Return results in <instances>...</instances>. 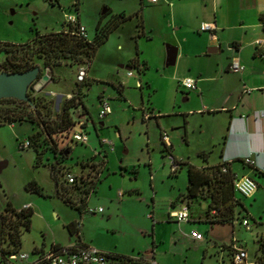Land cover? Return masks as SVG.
I'll return each instance as SVG.
<instances>
[{
  "label": "rangeland",
  "instance_id": "rangeland-1",
  "mask_svg": "<svg viewBox=\"0 0 264 264\" xmlns=\"http://www.w3.org/2000/svg\"><path fill=\"white\" fill-rule=\"evenodd\" d=\"M52 1L55 3H51V0H0V45L3 42L23 43L30 39L35 31L43 33L65 28L67 26L64 21L65 14L78 13L88 38L93 36L98 19L104 24L112 20L115 14H131V17L121 22L96 48L90 61L87 83L81 86L84 104L92 113L95 126L100 133L101 127L96 117L98 96L99 94H114L115 90L106 78H109L110 71H115V65L119 58H123L125 53L130 50L134 51V43L140 25L138 16L136 17V14L133 13L139 10L140 0ZM75 1L77 2L76 5H74ZM103 8L109 9L108 13L103 15L101 12ZM3 53L4 51L0 49V56ZM3 58L4 56L0 57V62ZM34 61L41 67L42 73L46 71V67H49L44 66L41 59L34 58ZM79 65L81 63H70L69 59H65L61 65L51 67L50 77L38 93V96L51 101L52 113L49 117L56 118L61 109V104L64 102L62 95L49 92L57 90L62 93L65 90H75L77 87L75 73ZM132 72L137 74L134 68H132ZM52 74L53 77H51ZM154 84L157 86L155 90L151 87L147 89L146 86L144 88L146 91L145 104L150 105L149 101L153 105L164 107L168 87L165 82H161L159 85L158 83ZM144 85L145 82H143ZM134 96H136V91ZM105 98L113 109L112 114L115 115L116 123L115 126L103 128V133L109 134L113 139V129L119 128L121 138L114 137L117 143L115 153L107 147V161L105 158V165L102 166L99 173L100 180L97 182V192L90 194L86 211L82 212L81 217L76 208L55 195L56 185L50 165L44 163L50 162L53 154L46 152L42 157L43 163L35 166L34 148L31 146L22 150L18 148V142L22 141L32 129V123L26 120L35 122L39 121L41 117L46 118L47 116H42L43 113L37 114L33 109L23 108L18 110L20 112L17 115L23 114V119L26 120L14 121L12 124L0 123V164L2 163L0 168V208L6 204L7 200H10L14 205L29 200H32L33 203L34 213L31 226L29 230L22 231L19 250L31 252L34 246L44 245V247H48L51 238L55 236L61 242H65L68 232L63 223L69 219L80 220L83 235L92 238L94 243H99L102 246L116 243L123 249L129 250L135 246L141 250L143 246L151 243L150 229L144 221V217L147 210L154 205V220L162 219L164 221L158 227L160 237L156 241V244L160 245L159 264H216L218 246L211 244L210 240L218 242L220 239L209 231L210 224L207 221H165L168 219L166 208L169 206L170 198L185 192L187 181L185 165H181L178 171L172 174L166 157L156 150L152 156L153 164L150 169L146 164V159H143L145 150H141V137H139L140 133L144 131L139 127V123L143 126L144 124L139 118H137L139 123L133 124L132 117L124 112V108L129 107L124 99L111 98L109 100L106 96ZM23 111H27L29 114L26 116ZM72 118L75 116L73 115ZM33 127L39 128L36 123ZM87 130L88 140L86 143H78L69 138H64L58 140V144L60 146L65 144V146L70 147V153L63 163L62 171H69L77 176L82 173L86 179H89L96 177L94 176L96 175L95 167L93 168L90 162L83 167L80 162L90 158L93 150L99 149V143L94 127L90 125ZM192 136L195 143L197 139H200L196 131L192 133ZM192 145L185 148V152H189L191 160L199 163L200 160L196 157L195 148ZM179 148L181 147L179 146ZM126 165L128 167L123 171L120 166ZM58 177L63 186L67 185L61 174H58ZM29 180H34L42 188L45 196L26 189L25 184ZM120 181L137 186L139 194L130 198L131 200L121 203L116 197L110 200L109 197L113 193V189L109 188L110 185L112 186L113 182V186H115V183L118 184ZM243 200L252 204L254 212L261 214L264 218L263 197L257 201L249 200V198H243ZM241 202L243 203L242 200ZM97 207H101L102 211L93 214L91 209ZM206 208V199H193L190 201V207H188L189 216L199 215L204 219ZM108 212L112 215L111 219L106 221ZM238 216V218L246 217L248 219L250 229H246L236 220L233 235L247 249L249 258H252L259 247L256 236V228L259 225L255 223L258 219L256 218L254 221L252 217L246 215L242 208H240ZM127 217L131 218L132 226L125 223ZM223 224H216V230L220 236L228 234L226 237L228 239L232 234L231 227L229 224L225 228ZM111 228L119 230L118 233H114ZM193 231L200 232L203 235V240H194ZM260 235L264 236L263 233L258 236ZM0 264H6L1 256Z\"/></svg>",
  "mask_w": 264,
  "mask_h": 264
},
{
  "label": "crops",
  "instance_id": "crops-1",
  "mask_svg": "<svg viewBox=\"0 0 264 264\" xmlns=\"http://www.w3.org/2000/svg\"><path fill=\"white\" fill-rule=\"evenodd\" d=\"M137 16L140 21V30L135 39L134 51L130 50L125 53L123 58H119L115 65V71H110L109 78H106L112 84L115 92L112 95L99 94V97L105 98L106 96L109 100L111 98L124 99L129 106L124 108V112L132 117L133 124L138 122L137 118L142 121L144 126L138 122L139 127L144 130L139 135L141 150H145L143 159H146V164L150 169L153 164L154 151L157 150L166 157L161 141V133L166 132L170 142V152L180 162V165L187 167V164L190 163L198 168H203L225 162L234 175H248L255 180L257 188L250 197H247L249 200L257 201L259 198H264V25L262 20L264 0H156L153 3L140 0ZM201 22L214 24L215 40H211L206 31L199 29ZM166 44L176 47L175 60L170 65H166ZM212 46L216 50L207 51V48ZM3 56L4 53L0 57ZM232 57H237L244 65L241 72L228 68ZM132 59L135 60L134 66L130 65ZM143 65L145 66L143 67ZM126 66H131V70L134 68L137 74L132 72L131 75H127V69L130 68H126ZM89 67L87 68V77ZM141 68H143L142 71ZM186 76L195 79V89L186 90L179 84V80ZM143 82H145L144 86ZM161 82H165L168 87L165 106H156L149 101L150 105L145 104V86L147 89L151 87L155 90L157 86L154 83L159 85ZM113 84H120L121 93ZM72 90H65L62 93L54 91L57 95H63ZM135 91L136 96H134ZM81 100L88 118L93 119L83 98ZM108 104L110 111L99 121L100 133L97 131L93 119L98 143L101 138H111L109 134L103 133V128L115 126L116 123L115 115L112 114L113 109L110 103ZM98 106L99 102L96 111ZM145 111L149 113L148 118L143 116ZM89 124L88 122L87 129ZM113 131V139H110L113 145L110 149L115 153L117 143L114 137L121 138V133L119 128L113 129ZM195 131L200 137L196 143L192 136ZM191 145L195 148L199 163L191 160L189 152H185V148ZM98 148L103 151L107 161V146L99 143ZM202 152L206 153L205 158L200 156ZM246 155L254 160L253 165H247L242 161ZM162 163L164 164V162ZM120 167L124 171L128 166ZM109 188L113 189V193L109 197L110 200L116 197L120 203L131 200L130 198L139 194L137 186L122 181L118 184L115 183V186L112 182V186L110 185ZM97 189L96 186L93 192L96 193ZM183 193H179V195ZM90 194L86 198V204ZM178 196L170 198L169 206L166 208L168 219L165 221L167 222L173 220L168 216V210L171 205L176 203ZM7 201L14 207L29 204V209L32 211L31 226L34 213L32 200L24 201L18 205H14L10 200ZM242 201L246 215L252 217L254 221L256 218L258 219L255 221L259 225L256 228V236L257 242L260 243L263 235H258L264 234V218L261 214L254 212L252 204L246 203L243 199ZM153 208L154 205L147 210L144 217V221L150 229L151 243L143 246L141 250L135 246L129 250L123 249L116 243L106 246L94 243L92 238L83 235L81 225L78 233L70 234L67 231L68 236L65 242H61L55 236L51 238L49 245L52 243L65 245L73 242L89 244L102 251L116 253L124 257L153 258L159 264L160 245H157L156 241L160 237L158 227L164 221L162 219L154 220ZM111 215L108 212L105 220H110ZM188 220L204 219L199 215H190ZM236 220L239 222L238 218L232 223L224 222L223 224L225 228L230 224L232 234L228 237L229 240L226 238L228 234L220 236L217 233L216 224L220 222L209 223V231L220 239L218 242L210 240L211 244L219 247L235 243L245 248L233 235ZM69 221L71 219L64 222L63 226L65 227ZM125 223L128 226L133 225L130 217H127ZM111 229L114 233L119 231L116 228ZM194 240L202 241L203 235L201 234V239L194 238ZM35 247L43 248L44 245ZM259 253L258 247V251H255L250 259L257 258Z\"/></svg>",
  "mask_w": 264,
  "mask_h": 264
},
{
  "label": "trees",
  "instance_id": "trees-1",
  "mask_svg": "<svg viewBox=\"0 0 264 264\" xmlns=\"http://www.w3.org/2000/svg\"><path fill=\"white\" fill-rule=\"evenodd\" d=\"M77 2L75 1L76 5ZM109 9H106L103 15L108 13ZM133 14L138 15L139 10ZM131 17V14L126 15L124 13L115 14L112 20L102 24L100 19L95 24L94 33L91 38L83 37L75 33H71L70 29L62 28L60 30L48 31L40 33L35 31L33 36L23 43H9L3 42L0 45V49L4 51V58L0 62V70L8 72L24 71L34 65H37L35 59H41L44 66L55 67L61 65L63 60L69 59L70 63H84L91 61L96 48L102 44L107 38L108 34L114 30L121 22ZM264 25V17L262 18ZM140 25V21H139ZM135 60L132 59L130 65L134 66ZM145 65H143L144 67ZM41 69V67H40ZM143 68H141V71ZM42 74V70L40 72ZM53 77V74L51 75ZM87 83L85 80L79 86ZM119 93H121L120 84H113ZM78 92L79 88H78ZM82 94V93H81ZM31 102L28 103L24 100H18L15 98H1L0 103V123H13L14 121H23L24 115H17L18 110L23 108L33 109L35 113H43L46 118H40L39 121L26 120L32 123V129L25 137L29 139L30 146L34 148L35 157L34 165L38 166L43 163L42 157L46 152L52 153V159L50 162H44L50 165L51 173L55 180V195L61 198L65 203L76 208L81 217L82 212L86 211V198L88 195L95 191L99 177H91L89 179H77L72 184L62 185L59 181L58 174H63V163L70 153V147L64 146L60 149L57 148V141L67 133V129L73 124V118L71 114V107L77 103L83 102L81 97L77 96V93L70 99L63 102L59 113L56 118H51L49 115L52 113L51 101L45 97L36 96L31 98ZM84 107V105H83ZM17 110V111H16ZM27 116L29 112H25ZM35 123L39 126L37 129L33 127ZM65 133V134H64ZM66 152V153H65ZM206 153H200V156L205 158ZM54 159V160H53ZM90 158L82 160L80 164L84 167L87 166ZM92 167L96 165L91 162ZM221 164L213 165L211 167L198 168L193 164H187V184L183 194L179 197H183L187 200L188 206L193 199H207V208L205 211L204 221L208 223H232L233 220L238 219V213L240 208H244L241 200V196H237L233 187V176L229 168L226 166V170L222 171ZM226 165V163H225ZM97 171V170H96ZM99 171V170H98ZM95 176V175H94ZM64 183V182H63ZM25 188L44 195L42 188L34 180H29L25 184ZM205 192V195H204ZM239 206V209H237ZM16 207L12 206L8 201L0 208V211H13ZM215 209V213H211V210ZM32 211L30 209L21 210L17 213L16 218L13 220L14 229L12 232L7 233L3 237V240H7L8 245L11 244L12 251L18 249L21 244V233L23 230H28L30 227V215ZM242 218V217H240ZM239 218V219H240ZM12 223V224H13ZM19 224L21 227H19ZM81 225L80 220H71L65 224L67 231L70 234L78 233ZM5 235V231H3ZM259 256L258 259L264 263V236L261 237L259 243ZM110 257L117 260L123 258L128 259L116 253H110Z\"/></svg>",
  "mask_w": 264,
  "mask_h": 264
},
{
  "label": "built area",
  "instance_id": "built-area-1",
  "mask_svg": "<svg viewBox=\"0 0 264 264\" xmlns=\"http://www.w3.org/2000/svg\"><path fill=\"white\" fill-rule=\"evenodd\" d=\"M145 2L153 3L156 0H144ZM65 24L67 25L65 29H70L71 33H75L77 35L87 37L85 32V27L81 23L79 19V15L77 12L65 14ZM215 28L214 24L208 22H201L199 25V29L201 31H206L211 40L216 39V35L213 31ZM88 38V37H87ZM90 64V61H86L79 65L76 69L75 73V83L76 89L70 91L68 93H64L63 100L70 99L73 95L77 93V96L82 98V94L79 86L83 83L87 78V68ZM136 66V65H135ZM138 68V67H137ZM228 68L232 71L241 72L244 69V65L239 61L237 57H232L230 59ZM132 70L127 69V75H131ZM179 84L186 90L195 89L196 83L193 77H183L179 80ZM44 85V83H43ZM42 85V86H43ZM139 85V84H138ZM42 86L40 88H36L33 85L28 89V96L31 98H35L38 96L39 91H41ZM78 88L79 91L78 92ZM51 94H56L55 92L50 91ZM99 106L97 109L96 117L100 121L109 111L110 107L106 98L99 97ZM2 104L0 103V106ZM71 114L74 115L73 124L67 129V133L62 136L61 140L64 138H69L78 143H86L88 140L87 137V124L93 126V119L88 118V115L85 113L83 105L81 103H77L75 106L71 107ZM144 118L149 117V113L147 111L143 114ZM161 141H162V149L166 155V160L169 166V170L172 174H175L180 165V162L172 155L170 152V142L168 139V135L166 132L161 133ZM58 142V141H57ZM100 145L105 144L107 147L112 148V141L110 139L101 138L99 140ZM64 145L60 146L57 143V148L60 149L64 147ZM30 147V142L27 137H24L22 141L18 142V148L20 150ZM242 161L247 165H253L254 160L246 155L242 158ZM90 163L93 162L96 165L95 176L99 177V173L101 171L102 166L105 163V155L102 150L94 149L92 155L90 157ZM222 171L226 170L225 162H221ZM99 170V171H98ZM62 176L64 177V181L66 184H72L77 179L86 178L84 174H79L78 176L75 173L63 171ZM233 187L237 196H241L242 198L250 197L257 188V184L255 180L248 175H240L233 176ZM188 202L183 197H179L176 200L174 205H171L168 210V216L175 220L176 222L187 221L189 216L188 211ZM29 204H24L21 207H16L13 211H0V256L4 260L6 264H112L116 262H121L123 264H158L153 258L144 259L141 257H129L128 259L123 258L122 260L113 259L110 257V253L102 251L92 245L83 244V243H69L65 245L59 244H50L48 247L43 248H33L31 252L20 251L19 248L12 251L11 244L8 245L7 240H3V237L6 236L8 239L7 233L12 232L14 229L13 220L16 218L17 213L21 212V210L29 209ZM90 210V209H89ZM92 212L101 211V207H97L95 209H91ZM211 213H215V209L211 210ZM234 221V220H233ZM239 222L246 229L250 228L249 221L246 217H242L239 219ZM13 223V224H12ZM19 227L21 225L19 224ZM5 231V235L3 234ZM192 235L195 239H201V233L193 231ZM218 260L216 264H264L262 263L258 257L255 259H250L248 256V252L245 248L240 245H236L235 243H231L229 245H221L218 247L217 251ZM33 256V258H30Z\"/></svg>",
  "mask_w": 264,
  "mask_h": 264
},
{
  "label": "water",
  "instance_id": "water-1",
  "mask_svg": "<svg viewBox=\"0 0 264 264\" xmlns=\"http://www.w3.org/2000/svg\"><path fill=\"white\" fill-rule=\"evenodd\" d=\"M105 11L106 8H103L101 12L104 13ZM166 47V65H170L174 63L176 47L170 44H166ZM215 50L213 46L207 48L209 52ZM130 67L131 66H126V68ZM51 71V67H46V71L40 74L41 69L39 65H34L24 71L8 72L0 70V99L11 97L30 103L31 99L27 94L28 89L31 85L40 88L50 77Z\"/></svg>",
  "mask_w": 264,
  "mask_h": 264
},
{
  "label": "flooded vegetation",
  "instance_id": "flooded-vegetation-1",
  "mask_svg": "<svg viewBox=\"0 0 264 264\" xmlns=\"http://www.w3.org/2000/svg\"><path fill=\"white\" fill-rule=\"evenodd\" d=\"M51 3H55V1H52V0H51Z\"/></svg>",
  "mask_w": 264,
  "mask_h": 264
}]
</instances>
